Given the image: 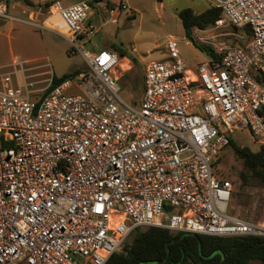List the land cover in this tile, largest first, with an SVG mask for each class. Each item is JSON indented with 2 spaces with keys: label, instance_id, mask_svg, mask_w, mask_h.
<instances>
[{
  "label": "built area",
  "instance_id": "2783aa9c",
  "mask_svg": "<svg viewBox=\"0 0 264 264\" xmlns=\"http://www.w3.org/2000/svg\"><path fill=\"white\" fill-rule=\"evenodd\" d=\"M210 5L218 18L191 37L217 56L191 69L179 38L164 35L166 56L145 65L135 104L113 76L121 53L82 47L93 31L88 0L50 5L66 32L43 24L87 70L36 98L33 81L0 65V264H106L151 226L264 236V221L229 212L234 186L215 165L235 130L264 138V0ZM0 18L20 20L9 0ZM230 35L240 43L216 41Z\"/></svg>",
  "mask_w": 264,
  "mask_h": 264
},
{
  "label": "rangeland",
  "instance_id": "374dc122",
  "mask_svg": "<svg viewBox=\"0 0 264 264\" xmlns=\"http://www.w3.org/2000/svg\"><path fill=\"white\" fill-rule=\"evenodd\" d=\"M29 1L31 5L23 0H9V13L20 20L0 18V65L7 70H21L27 80L34 82V96L39 98L50 85L53 75L62 76L75 70L82 72L87 66L74 45L60 33L43 26L49 16L62 23L57 14L49 13L50 6L46 3L49 0ZM78 1L61 0V3L70 5ZM119 1L88 0L87 24L92 25L93 31L85 37L83 45V42H77L90 52L114 49L125 52V55L120 54L113 76L119 78V94L126 102L135 104L140 100L145 65L166 56L162 45L164 35L170 33L179 38L178 49L189 68L195 69L209 59L198 42L185 33L178 12L187 7L202 12L210 6L211 0H123L127 9H123ZM58 29L66 32L64 25ZM221 40L227 44L240 43V38L234 35L216 39ZM122 58L130 64L127 70L120 66ZM17 75L20 77L21 73L18 71ZM231 138L235 144L248 146L254 151L264 143V138H253L245 129L235 130ZM216 168L219 175L231 180L234 186L229 212L250 221H264V185L255 180L242 183L243 160L236 157L231 145L221 153ZM131 239L132 233L122 246Z\"/></svg>",
  "mask_w": 264,
  "mask_h": 264
},
{
  "label": "trees",
  "instance_id": "16d2710c",
  "mask_svg": "<svg viewBox=\"0 0 264 264\" xmlns=\"http://www.w3.org/2000/svg\"><path fill=\"white\" fill-rule=\"evenodd\" d=\"M23 1L28 5L32 4L29 0ZM55 1L46 3L50 6ZM219 14L220 9L210 5L202 12L184 8L178 12V17L185 33L191 38L193 26L206 27L214 23ZM199 46L209 56H217L210 46ZM119 51L125 55L124 51ZM130 58L137 62L134 57ZM79 72L75 70L62 76L53 75L48 88ZM230 145L236 157L243 160L244 169L240 172L242 183L247 184L248 181L255 180L264 185V143L255 151L248 146L235 144L232 139ZM218 160L219 157L215 162L216 166ZM217 174L221 177L218 172ZM106 264H264V236L222 237L171 232L155 226L137 228L132 231L131 242L113 253Z\"/></svg>",
  "mask_w": 264,
  "mask_h": 264
},
{
  "label": "crops",
  "instance_id": "0c3cea01",
  "mask_svg": "<svg viewBox=\"0 0 264 264\" xmlns=\"http://www.w3.org/2000/svg\"><path fill=\"white\" fill-rule=\"evenodd\" d=\"M45 0H39L37 3H39V2H44ZM50 1V0H49ZM59 1H61V0H59ZM119 2H122V3H124V4H126L125 2H123V0L121 1H119ZM127 5V4H126ZM45 25H47V26H49V27H58V26H61V25H63L62 23H60V22H56L52 17H48V18H46V20H45ZM48 27V28H49ZM49 29H51V28H49ZM51 30H53V29H51ZM121 58V57H120ZM119 58V59H120ZM118 59V60H119Z\"/></svg>",
  "mask_w": 264,
  "mask_h": 264
},
{
  "label": "bare ground",
  "instance_id": "6f19581e",
  "mask_svg": "<svg viewBox=\"0 0 264 264\" xmlns=\"http://www.w3.org/2000/svg\"><path fill=\"white\" fill-rule=\"evenodd\" d=\"M123 61L121 62L120 66L122 67L123 70H127V68L130 67V64L126 58H122Z\"/></svg>",
  "mask_w": 264,
  "mask_h": 264
}]
</instances>
